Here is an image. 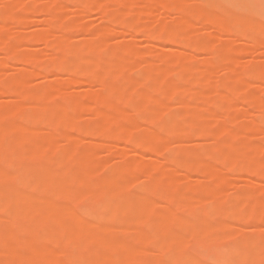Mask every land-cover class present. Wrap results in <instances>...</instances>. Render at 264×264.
I'll return each instance as SVG.
<instances>
[{
  "label": "bare ground",
  "instance_id": "1",
  "mask_svg": "<svg viewBox=\"0 0 264 264\" xmlns=\"http://www.w3.org/2000/svg\"><path fill=\"white\" fill-rule=\"evenodd\" d=\"M35 1L19 4L18 0H12L4 5L5 9L0 14V52H4L6 58L15 65L19 63L36 65L35 71L26 72L30 74L28 76L47 73L52 75L51 77L54 75L57 77V74H66L72 77L68 80L72 84L83 85L84 81L88 80L89 86L97 85L98 89L95 88L94 92L83 97L67 96L60 86L54 85L50 80L51 83H44L41 89H33L25 95L27 75H24L23 69L17 68L18 71L14 69L15 75L0 78V95L12 98L7 104L0 106V146L2 140L7 139L4 148H0V215L7 217H0V260L3 259L0 264H52L61 261L62 258L68 259L65 264H261L257 256L264 257V251L258 252L257 249H260L259 243H263L264 250L263 234L248 236L240 234L246 236L243 237L245 240L236 237L234 246L212 244L208 250L206 247L209 244L204 240L200 245L201 253L204 252L202 258L186 249L182 243L186 240L187 232L195 237L204 238L211 231L221 228L223 222L218 214L213 218L201 214L189 193L185 194L191 180H173L181 168L188 171L201 169L204 170L201 179L193 182L194 191L204 192L208 196L222 193L225 190L224 185L213 188L207 183L208 178L216 176L218 172L209 169L206 159L213 157L216 162L221 163L226 160L230 164V171L237 175L244 174L249 170L248 165L255 164L256 159L263 155L257 152L258 149L256 150L252 143L255 136L248 138L250 140H245L237 148L228 150H224L227 147L222 140L223 136L245 139L242 135L244 130H249L252 135H258L260 132L251 126L249 128L244 126L233 130L225 129L221 135L215 137L205 127L198 131V135L204 140L208 138L213 140L209 149V143H206L208 145L206 149L196 147L170 152L166 145L168 137L184 134V124H190L198 119L196 110L206 108L210 119L215 120L217 117L215 113L219 109L225 112L227 117L229 115V118L234 119L237 115L232 114L231 110H234L232 105L236 100L244 101V98L240 94H234L225 96L220 102H217V99L208 103L202 94L194 96L189 93L185 87L189 84L190 78L193 80V85L205 86L208 83L207 79L214 82L218 74L211 70L198 72L196 66L186 65L187 57L182 51L176 57L168 56L164 61L166 64L162 62L165 65L158 67L156 62L161 58L157 59L154 54L142 57V54L137 52L117 54L116 51L108 50L110 42L105 36L100 37L99 41L85 39L86 41L84 40L81 45L70 46L71 38L59 34L60 26L56 25L57 18L53 10L58 0H48L51 1V4L47 3L49 6L45 4L48 9L40 7L41 10L47 9L46 11L52 13L51 20L47 19L46 27L31 35L17 34L19 31L15 33L17 26H14L15 31L10 24L14 19L19 18L21 12L28 11L32 6L33 9H38V6L35 8L37 5ZM92 1L84 0L82 2L86 5L85 3L79 5L85 8L89 6L87 9L93 4L98 5L99 8L96 9H100L101 13L104 12L102 15L105 17L106 13L109 14L107 19L111 20L113 17L110 18L112 16L110 12L115 10L117 14L116 9L120 3L124 6L135 4L134 0H103L102 2L94 0V3ZM110 4L118 7L112 5L114 9H111ZM136 4L140 9L155 4L163 8L169 6L172 11L177 12L176 15L180 13L182 17L178 18L180 21L173 29L154 28L153 30L145 27V24L139 28L143 31L148 29L150 41L159 40L163 44L175 43L182 45L181 47L203 44L206 47L204 51L209 52L205 54L208 56L210 54V58L207 57L210 60L207 61L205 58L209 66L214 63L212 60L216 57L223 56V52L227 54L226 56H233L239 49L237 51L234 48L233 51H228L224 47L211 49L208 47L205 34L202 36L206 38L203 36V39L200 35V38L196 37L192 41V38L183 35L186 28H197V22L200 24L202 21H209L213 28L233 34L243 25L250 29V33L245 38L251 42L258 41L259 35L262 37L261 34L264 32L261 27V24H264V15H261L259 0H138ZM146 15L147 12L143 11V20ZM194 15L200 17L196 18L201 22L197 21L195 24ZM193 16L194 22L190 21ZM112 21L109 23L113 24ZM135 25L134 23L129 26L123 25L128 27L125 32H131ZM50 40H52L51 44ZM27 42H33L38 46L46 45L45 48L52 51L51 58L39 63L36 56L22 50L21 47ZM64 48L69 52L67 53ZM160 50L167 51L162 47ZM91 52L99 54L90 58L88 53ZM224 61L228 66L224 63L222 65L229 71L234 72L238 69L230 59ZM3 62L4 60L0 58V64ZM172 64L178 69L170 67ZM227 68L225 69L228 70ZM247 70L242 72L239 70V73L237 70L236 75H239L234 78L235 80L228 81L227 76L220 77L219 82H216L219 86L215 85L214 93L217 92L216 89L220 91V88L233 90L240 86V83L242 84L245 80L243 78L254 76L251 74V72L254 74V70ZM88 75L89 79H87ZM212 78L214 80H211ZM257 87L253 86L252 91L251 89L248 91L254 95L253 90H257ZM173 96L177 98L181 96L177 100V105L179 108L190 110L188 116L175 118L177 106L172 108L166 103V100ZM123 100H128L130 103L123 107L120 105ZM253 101V107L257 105L255 110L264 112V106L259 99L254 98ZM97 103H103L108 108L105 111H94ZM83 112L92 113L91 117L89 115L88 117L93 120L88 122V125L84 124L87 126L84 130L88 131V134L104 135L107 139H126L131 146L126 156L139 155L141 158L156 156L159 165L163 164L166 168L165 172L157 173L148 164L140 163L130 167L122 165L117 168H103L100 158L93 151L79 147L78 142L82 139L70 136L69 129L74 131L79 127L83 130L80 128L83 124L79 125L81 120L79 118L83 116ZM131 113L137 116L141 113L139 116L143 117L145 123L155 125L156 130L152 132L144 127L136 130L141 125L139 122L138 126L136 125ZM260 117L264 120L263 115ZM262 118H257L254 123L262 124L264 122ZM36 119L38 122L57 126L58 130L53 133H42ZM31 132L43 134L44 137L31 139L24 136ZM62 142H65L64 145L68 144L63 151L62 161H68V163L64 162L65 165L60 158L48 156L52 149L59 151L58 148L63 145L59 143ZM139 147H143L144 150L138 154L136 149ZM107 150L108 156L115 152L113 147H108ZM214 150H217V155H214ZM257 166L253 175L256 174L261 184L262 188L259 192H264V165ZM67 171H74L76 175L69 177ZM140 174L145 177V182L147 181L139 189L141 191L132 188L135 186L129 181V176L139 179ZM20 183H23V186ZM176 190L183 193L162 206L159 200L164 192ZM259 194L247 196L242 206L228 200V205L234 207L232 218L241 220L250 214L252 218L255 216L264 219V212L253 210V206L261 202ZM85 200L89 206L86 205L82 208L85 209L81 210L79 205ZM224 208H226L225 204L217 206L220 210ZM170 212L175 214L172 213L173 218L166 221L164 217ZM247 213L249 214L246 215ZM159 243L165 245L178 243L184 247L179 246L170 258L165 259L152 250V247Z\"/></svg>",
  "mask_w": 264,
  "mask_h": 264
},
{
  "label": "rangeland",
  "instance_id": "2",
  "mask_svg": "<svg viewBox=\"0 0 264 264\" xmlns=\"http://www.w3.org/2000/svg\"><path fill=\"white\" fill-rule=\"evenodd\" d=\"M9 1H12V0H0V10H1L0 14L4 11L5 6L8 4L7 2ZM18 1H19L18 2L19 4L32 2V0H29V1L28 0H18ZM82 1L84 0H58V2L55 3L54 5L53 13H54L55 18H57L56 25L60 26L59 34L69 36L71 38L69 42L70 46H73L75 44L81 45L85 39L92 40V41H99L102 38V36H105V38L109 39L108 42H110V45L108 46V50L114 51V52L116 51L117 54H125L127 52H131V53L137 52V53H141L142 57H145L146 55L154 54L157 56V59L158 57L159 59L161 58L160 60H157L156 62L157 64L155 63L157 66L158 65L164 66L166 64V62H164L165 58H167L168 56L176 57L182 51V53H185V56L187 57V61L185 63L186 65L196 66L198 69V72L211 70L214 73L215 71L219 77V78L217 77V80H216V76L214 75L215 80L213 78L211 79V80H214L215 84H213L214 82L207 79L208 83L205 82L206 83L205 86L193 85V80L192 78H190L188 80L189 84L185 87L189 93L193 94L194 96H197V94L198 95L202 94L204 99L206 100V102L208 101V103L210 102L212 103L213 100L217 101V99H218L217 102H220L222 101L221 99L225 98V96H228V95L233 96L234 94H240V96L244 98V101L236 100L237 103L236 101L234 102L235 104L233 103L234 105L232 106L234 110H231V112L232 114L235 113L234 115H237L235 116L236 118L235 117L234 119L232 118L233 120L229 118V115L227 117L225 115L226 113L219 109L215 113V115L217 114V117L215 118V120L210 119V115L208 111L206 110V108L205 109L201 108V109L196 110L195 114L197 115L198 119L196 121L191 122L190 124L189 123L184 124V127H183V130H185L184 134L179 135L177 137L167 138L168 140L166 141V145L170 152L188 150V149H193L196 147H202L206 149L208 145H209L208 149L211 148L212 144L210 142H212L213 140H209L210 138H208L209 140L208 142V140H204L203 137L201 138V136L199 137L198 135V131L205 129V127L208 128L210 130L211 135H214L215 137H217L218 135H221L222 131L225 129L233 130V129H236L237 127H244V126H248V128L251 126L252 128L257 129L258 132H260V134H258L257 132L258 135H254V134L252 135L249 130H244L242 135H243V138L245 139H236L232 136H223L224 139H222L225 146L227 147V149H224V150H228L232 148H237V146L243 144L242 142H244L245 140H250L248 138L255 136V139H252V143L256 147V150L258 149L257 152L258 153L261 152L263 155L256 159L255 164L251 163L248 165L249 167L248 172H244V174L237 175V174H234L235 172H232V170L231 171L229 170L230 164L226 162V160L221 163V162H216V160L213 157L206 159L207 161L206 164L209 166V169H212L218 172L216 176L208 178L207 183L213 188H216L220 185H224L225 190L222 193H217V194L208 196L204 192L194 191L195 183L193 182L197 180L199 181L201 179L202 173L204 171L201 169L188 171V170H184L181 168L178 174L173 177V180H176V181H181L183 179L191 180L190 182L188 181L189 189L188 191L185 192V194L189 193L191 200L194 202V205L198 206V211L201 214L205 215L206 217H210V218H213L215 215L218 214L220 215L221 221L223 222V226L221 228L211 231L210 233L205 235L204 238L195 237L191 235V233L187 232L186 240L182 244L185 245L186 249L192 251L198 257L202 258L204 252L201 253L202 249L200 245L204 240H206L208 242L207 244H209L206 247V250H208L212 244H220L224 246H234L235 240L237 239L236 237H242V239L245 240V238L243 237H246V236H240V234L241 235L247 234V236L248 235H262V234L264 235V219L263 218L255 217L254 215H253L254 218H252L251 217L252 215L250 216L249 214L251 212H249L246 214V215L249 214L246 218H243L241 220H234L231 216V213L234 210V207H230L228 205V200H231V201L236 202L238 206H242L247 196H250V195L254 196V194L257 195L258 193H260L259 197H260L261 202L259 205H254L253 210L264 212V192H259V190L262 188L261 184L258 182V178L256 174L253 175L254 174L253 171H255L254 168L255 169L258 168L257 165L259 166L264 165V122L258 125L254 123V120H258L257 118H262L260 117L262 115L264 116V112H259L258 110H255V108H257L256 107L257 105H255V108L253 107L254 105H252V102L254 103L253 99L255 98V99H259L260 103L264 106V39H263L264 32L263 34H261L262 37H260L259 35L260 39L258 38L259 39L258 41L255 40L257 42H255L254 40H253L254 42H251L250 40L245 38V36L250 33V29L249 28L247 29L246 26L242 25L240 27V30L236 29L234 31L235 33L233 32L232 34V33H229L228 31H221V30L219 31L218 28L217 29L213 28L214 26L211 25L209 21L201 22L199 19L197 20V18H200L197 15L196 16L194 15L195 18L197 17L196 19L194 18V16L192 17L193 19L189 18L190 21H193L195 19L196 21L195 22L193 21L195 24L197 21L201 22L200 24H198L197 22L196 24L197 26L195 25L197 28H192V27L186 28L183 33V35H186L192 38V41L193 39L195 40L196 37L200 38V35L203 38L204 35L202 36V34H205V36H207L208 47L211 49H219L221 47L226 48V50L228 51H233V48L236 49V51L237 49H239V51H237L233 56H230L229 54H228L229 56H226L227 54L223 52L224 55L225 54L226 55L225 56L220 55L216 57L215 60H212V62L216 64L211 63V65L209 66L208 63L205 61V58L209 57L210 54L209 56L206 55L209 52L207 53V50L206 52L204 51V48L206 49V47L203 44H200L197 46L185 45L184 47H181L182 45L180 46L175 43L168 42V44L167 43L163 44L159 42V40L150 41L149 39L150 34H148V29H153V30L154 28L155 29H161V28L173 29L174 27H176V25H178L180 21L178 20V18H181L182 16L180 13L176 15L177 12L175 11L176 12L175 14V12L172 11V9L169 6H166L165 8H163L160 6L158 7L155 4L153 6H147L146 8L140 9L136 6L137 5L136 2L138 0H134L135 2L134 5L124 6V4L120 3L119 5L117 4L119 6L118 7L112 4L114 5V7L115 6L118 7V9L115 8L117 10V14L115 13V10L110 12L112 13V16L110 15L111 16L110 18L113 17L112 19L113 21H112L111 19H107L109 18L107 17L109 14L107 15L106 13L105 14L106 17H105L102 15L104 12L101 13L102 11L100 9L99 10L101 12L98 9H96V8H99L97 7L98 5L94 6L95 4H93L92 7L87 9V7L89 6L85 8L84 6L82 7L81 5H79L80 3L83 5L86 2L85 1L83 3ZM100 1L102 2L103 0H100ZM92 2L94 3V0ZM35 3L37 4L36 7L34 6L35 8H37V6L39 8L40 7L45 8L47 7L48 4H51V1H48V0H38L37 1L36 0ZM41 3L44 5H41ZM90 4H91V1H90ZM84 5H86V3ZM112 5L110 7H112L111 9H114ZM39 8L36 10L33 8L32 10L28 9V11L25 10L26 12L23 11L19 14L20 16L17 20L14 19L12 21L13 22L12 24H17V25H12V24L10 25L12 27L17 26V28L19 29L18 30L16 28L17 30L16 31L14 27L13 30L16 31L15 33L19 31L17 34H22V35L30 34L31 35V34L36 33L39 29L46 27L47 19L48 20L50 19V17L52 16V13L49 10L46 11L48 7L45 11L50 12V13H46L45 11L41 10V8L40 9ZM143 11L147 12V15L144 16V20L142 19ZM109 20H111L113 24L109 23L111 22ZM136 22H137V25H135ZM133 23L135 27L137 26L138 28L134 27L135 29L133 28L132 30H130L131 32L129 33H127V31L125 32V30L128 29V27L126 28L124 26H129ZM143 24L146 25L145 27L148 28L147 30L144 29L143 31L142 28H139L140 26L142 27ZM261 27L264 29V24H261ZM145 30L147 31V33L145 32ZM176 32L180 34V32L178 31ZM205 36L204 38H206ZM49 43L51 44L52 40H50ZM45 46L44 44H42L41 46L40 45L38 46L33 42H27V43H24L21 48L22 50L28 52L29 54L36 56L37 60L40 61L39 63H42L48 60V58L50 59L52 56V51L47 50V47L45 48ZM161 47L164 49H167V51H164V50L161 51L160 50ZM64 50L67 51V53L69 52V50L66 48H64ZM98 54H99L98 52H91V53H88V57L94 58L95 56H98ZM6 57L7 55H5L4 52H0V58L4 60V62L0 64V78L4 79V77L5 78L9 77V75L10 76L15 75L14 73L16 71H14V69H17V68L23 69L24 75H27L25 77L26 84L24 86L25 95L29 94L33 89H36V88L41 89L46 83H51V81L54 85L60 86L62 90L64 91L65 95L67 96L83 97V96H86L94 92L95 88L98 89L97 85H94L95 87L94 86L92 87V85L90 84L89 86L88 85L89 82H87L88 80H85L83 85L72 84L68 82V80L72 77H69V75H66V74L65 75L57 74V77L54 75L53 77L55 78L51 77L52 75H49L47 73H41L39 74V76H28L30 75L28 73L32 72L33 70L35 71L36 65L34 64L28 65V64H20V63L15 65L13 62L9 61ZM209 58H207V61L210 60ZM226 59H230L231 61H233L238 69L235 68L236 70L234 72L229 71V69L226 67L228 65L225 64L226 62L224 61ZM162 62H164L165 64ZM223 63L226 66L222 65ZM205 64H207L209 67ZM161 66H158V67H161ZM172 66L173 64L170 65V67ZM224 67L227 68L228 70H226ZM172 68L175 70L178 69L176 65L173 66ZM245 69H248V70L250 69L249 71L251 70L255 71L254 74L251 72V74L254 75L252 76L253 78L251 77V75H249L250 78L249 77H247L248 79L243 78L245 80L243 82L241 81L242 84L240 83V86L233 88V90L225 89V88L222 89L219 87L220 91L216 89L217 92L214 93V87L216 88L217 85L219 86V84H217L216 82H219V80L222 77L224 78L225 76H227L229 79L228 81L233 80L234 78L238 77L237 75H239V74L236 75L237 70L239 73V70L240 72H242V70H245ZM137 77L138 76H136V78ZM89 78L90 76L88 75L87 79ZM138 83H140V81ZM253 86L259 87V88L258 87L256 88L257 90H253L255 92L254 95L251 94L252 92L248 91L249 89H251L250 91H252ZM137 87H135V89ZM3 96L0 95V106L7 104L8 100L9 101L12 100V98H9V97L6 98ZM180 97L177 98L176 96H173V97H169L166 100V103L170 105L172 108L177 106V108L175 109V118H181L184 116H188L190 112V110L179 108V106L177 105V100ZM23 101L27 103L26 100H23ZM129 103L130 101L123 100L120 102V105H123L124 107V106H127ZM107 108L108 107H106L103 103H97L94 108V111H98V112L105 111ZM32 113L33 111H31L30 114ZM83 113H84L82 114L83 116H80L79 118L81 119L79 120L80 121L79 125L81 126L83 124L80 127L83 130H80L78 127L77 129H74V131L72 129H69L71 131L69 132L68 130L67 132H69L70 136L74 138L76 137L79 140L82 139L81 141L78 140L79 147L86 148V149L93 151L96 154V156L100 158V162L103 168H106V167L117 168L122 165L130 167L133 164L140 163L144 165L148 164L149 167H152L157 173L165 172L166 168H164L163 164L162 166L159 165L160 162L156 156H153V157L147 156L146 158H141L139 155L126 156L128 154V151L131 148V146L129 145V142H127L126 139H109V138L107 139L106 136L104 137V135L101 136L99 134H97V136L96 134L94 136L93 135L91 136L92 133H89L90 134L89 135L87 133L88 131H85V130L87 128L86 125H88V122L90 123L93 120L92 118H90L91 120L89 119L92 113H88V112H83ZM135 113L138 114L139 112H135ZM137 114H134V115L132 114V118H134V120L136 121V125L138 126V122L141 125V126H138L137 129L135 128L136 130H141L140 129L141 127L142 128L144 127L147 130L152 131V132L156 130L157 127L155 125L150 124V123L148 124V122L145 123L146 121L142 119L143 117L139 116L141 115V113L138 116ZM232 114L230 113L231 116ZM81 117L82 118L84 117L83 120ZM93 118H94V115H93ZM262 121H264L263 118H262ZM36 122H37L38 127L42 131V133L43 132L53 133L58 130V127L55 125H49L47 123L40 122V121L38 122V119H36ZM85 123L86 125H84ZM24 136L27 138H31V139L32 138L42 139L44 137L43 134L42 135L35 134L32 132L26 133L24 134ZM1 143L2 145L0 146V148H4L3 146L6 145L7 139H3ZM64 143L65 142L59 143V144H63L62 145L63 148L61 146H60L61 148H58L59 151H56V149L50 150V154L48 156L50 158H53V156H55L57 158H60L62 161L64 159L63 151L65 150L66 147H68V144L64 145ZM206 143L207 144L209 143V144L207 145ZM108 147L109 148L113 147L115 149V152L110 156H108V150H107ZM136 150L138 151V154H139V152L143 151L144 148L139 147ZM216 151L217 150H214V155H217ZM64 162L68 163L67 160H64ZM64 162L62 161V163L65 165ZM67 174L69 177H74L76 175V172L67 171ZM139 177H138L139 179L137 178L134 179L133 177L129 176V181L132 182L133 186H135V187H132V188H135V190L136 189L139 190L144 183H147V181L145 182V177H143V175L141 176L140 174ZM143 179H144V182H143ZM20 185L23 186V183H20ZM181 193L183 192H180L178 190L164 192L160 200L159 199L158 200L160 203H162V206H163L164 203L172 201L171 200L172 198L180 196ZM197 199H202V200L197 201ZM160 203L158 204L161 205ZM68 204H72V203L68 202ZM222 204H225L226 208L222 210L217 209V206L222 205ZM86 205L87 207L89 206V203L87 202V200L80 203L79 207L81 210H84L85 208L84 209L82 208L85 207ZM172 213L174 212H170L168 215L164 217V219L166 221H170L173 218ZM0 217L7 218L6 216H3V215H0ZM182 244L176 243L173 245H165V244L159 243L158 245L153 246L152 250L155 254L156 253L160 254L165 259H168L174 254V252L179 248V246L184 247ZM259 247L260 249L259 248L257 249L258 252H260L261 250L264 251L263 243H259ZM213 255H215V253H213ZM257 259L261 264H264L263 256L258 255ZM234 260H237V258H234ZM0 261L3 262V259H1ZM66 262H68V259L62 258L61 261L54 262L52 264H65Z\"/></svg>",
  "mask_w": 264,
  "mask_h": 264
},
{
  "label": "snow or ice",
  "instance_id": "3",
  "mask_svg": "<svg viewBox=\"0 0 264 264\" xmlns=\"http://www.w3.org/2000/svg\"><path fill=\"white\" fill-rule=\"evenodd\" d=\"M253 7H255L256 5H251ZM259 9H260V12H261V15H264V0H259Z\"/></svg>",
  "mask_w": 264,
  "mask_h": 264
}]
</instances>
